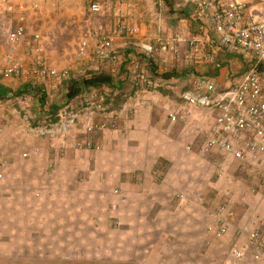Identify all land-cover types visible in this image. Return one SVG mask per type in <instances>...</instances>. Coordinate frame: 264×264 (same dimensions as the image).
Masks as SVG:
<instances>
[{
  "label": "rangeland",
  "instance_id": "374dc122",
  "mask_svg": "<svg viewBox=\"0 0 264 264\" xmlns=\"http://www.w3.org/2000/svg\"><path fill=\"white\" fill-rule=\"evenodd\" d=\"M98 1L101 11L92 13L87 0H17L23 6L19 15L24 18L26 35L11 48L0 33L1 66L7 53L28 67L35 62L37 53H41L53 68L67 69L68 77L36 83L44 90L43 99L39 98V93L11 94L1 98V102L24 112L21 99L34 102L36 97L39 107L37 105L35 113L32 109L26 112L29 119L39 121L44 115L51 118L53 107L67 102L65 94L70 80L89 72H101L111 75L113 83L120 84L123 89L117 92L120 89L99 87L107 91L110 109L118 110L120 103L126 100L132 103L130 99L134 98L129 94L137 78L130 70L136 62H140L142 68L146 62L149 71L154 66L158 75L172 70L175 50L171 47L177 35L173 27L172 0ZM15 17L12 15L5 22V29L13 27ZM35 34L40 35L41 52L33 50L37 47L33 43ZM107 34H114L111 52L115 58L95 59L93 47ZM82 39L87 40L89 47V55L83 59L75 55ZM147 42L158 45L156 52L144 54L142 44ZM162 46L165 49L162 50ZM158 75H152L157 86L153 85L152 89L160 92L164 85H161L162 80L158 81L162 79ZM26 81L31 80L0 77V85L13 88ZM157 101L154 98L150 103ZM172 101L169 98L167 102ZM136 102L142 100L139 98L133 103ZM163 105L161 108L165 111ZM178 121L184 119L172 122ZM118 123L117 120V127L108 131L117 130ZM7 128L8 125H2L0 135ZM18 130H22L20 123ZM73 136L65 137L61 146ZM202 143L197 147L189 146V152L200 153L202 161L208 163V187H191L190 183L188 188H182L172 181V190L164 192L160 206L151 205L153 193L147 194L138 185L123 186L120 181L116 184L114 179L118 176L115 173H104L103 166L96 163L95 158L100 147L98 150H75L72 144L67 149L77 156L70 153L63 158L64 147L50 146L49 142L35 145L40 147L35 154V169L46 170V181L32 183L30 192H23L24 196L15 203L9 199H4L3 203L0 199V264H264V254L255 260L247 249L241 260L229 254L233 244L243 246L246 243L245 234L240 230L242 225L256 227L264 237V191L252 190V175L244 176L234 163L226 161L222 164L226 168L223 180L218 183L221 174L217 175L215 167L221 165H217L213 157L216 152H202ZM152 179L158 180L159 175H152ZM238 185L240 187L235 188ZM256 198L262 201L256 202ZM224 203L226 212L223 215L228 218L229 225L226 233L217 237L210 227L217 226L215 210Z\"/></svg>",
  "mask_w": 264,
  "mask_h": 264
},
{
  "label": "built area",
  "instance_id": "2783aa9c",
  "mask_svg": "<svg viewBox=\"0 0 264 264\" xmlns=\"http://www.w3.org/2000/svg\"><path fill=\"white\" fill-rule=\"evenodd\" d=\"M172 1L191 10L193 18L203 24L211 41L208 44L210 48L219 49L236 57L244 63V68L238 82L228 87L218 86L215 78L207 74L188 77L186 89L181 94L182 104L179 108L173 109L169 117L176 121L184 118L181 113L190 114L194 109L210 111L212 122L206 133L202 152L207 154L218 152L225 160H234L240 170L252 175L251 189L264 191V0H252L255 1L254 6L249 0ZM87 2L90 12L101 11L98 0ZM22 8L17 0H0V33L7 43L11 44V48L16 47L26 35L24 18L19 15ZM12 15H16L15 24L5 29V22L12 18ZM113 36L114 34H107L99 39L92 51L95 59L115 58L111 52ZM33 40L35 41L33 43L37 44V47L33 45V50L41 52L43 48L40 35L35 34ZM181 41V37L176 35V40L172 44L174 47L171 49L177 52ZM187 41L188 61L192 59L194 62L212 63L213 54L202 50L196 52V37ZM88 48L87 40H80L75 55L82 59L87 57ZM142 48L147 52L154 49L150 43L142 44ZM161 49H165V46ZM36 56L35 62L28 67L19 62L14 55L5 54L4 63L2 66L0 64V77L6 80L27 78L36 82L49 78L62 80L68 77L67 69L53 68L44 54L37 53ZM130 72L137 78L134 94L142 90L139 84H144L145 89L154 87L153 81L147 78V73L141 70L137 63ZM107 97L106 90L92 87L59 106L51 118L31 121L26 112L21 113L16 109L13 110V114L20 118L23 131L47 139L50 146H54L52 142L55 140L62 143L65 137L74 135L75 150H98L99 146L95 144L93 135L115 129L118 118L129 110L128 100L118 111L110 110ZM130 106L137 107V102L131 103ZM39 149L35 147L32 152L38 154ZM21 155L27 158L29 153L24 151ZM225 206L224 203L223 207L217 209L215 215L219 224L213 233L217 237L225 234L228 229L229 222L223 216ZM240 230L246 236V243L243 246L233 244L230 248L231 256L241 260L246 254L245 250L249 249L251 258L259 259L264 254V237L256 227L249 224L242 225Z\"/></svg>",
  "mask_w": 264,
  "mask_h": 264
},
{
  "label": "crops",
  "instance_id": "0c3cea01",
  "mask_svg": "<svg viewBox=\"0 0 264 264\" xmlns=\"http://www.w3.org/2000/svg\"><path fill=\"white\" fill-rule=\"evenodd\" d=\"M249 1H251L254 6L255 1ZM172 3L174 4V6H172V17L174 18L173 20H175L173 25L174 29L178 34L182 35L181 37L188 38L190 36H195L201 50L204 52H209L210 50L211 53L216 56L215 63L205 62L201 64L200 62H193L194 64L185 66L184 68L183 66L175 68L174 65L176 63V66H180L181 63H192V61H187L185 57L181 56L182 53L188 50L184 42L179 49V54L176 57L172 56V70H169V72H174L176 76L169 79L162 78L158 80H162L161 85H164V88L160 91L161 93L148 89H143L136 94L131 91L130 95H133L135 98L130 99L132 103L135 100L138 101L139 98L142 100V102L137 103V108H132L129 102V110L124 114L123 118H118L119 123L117 130L95 133L93 135L95 144L100 146V151L95 158L97 157L98 160L96 163L103 166L104 169H102V171L109 175L115 173L118 176L114 179L116 184L120 181V184L123 186L133 185L134 187L138 185L137 187L142 190L145 189L147 194L153 193L154 202L151 203L152 206H160V201L165 198L164 192L172 190V181L174 183H179V186L182 188H188L190 183L192 184L191 187L193 185V187L196 188H202L203 186L208 187L209 183V179H207L208 163L204 160L202 161V157L199 155L200 153L191 154L189 152V146L192 147L194 144V146L197 147V145L200 146L202 141H204L212 122V116L209 111L199 108L191 110L190 115L181 118L184 119V121L175 123L167 117V114L172 113L173 109L178 108L175 104H178L180 101L179 92L183 86V84L178 83V81H185L189 73L207 75H213L215 73L214 76L218 86L228 87L238 82L244 68V63L240 62L236 57L224 51H220L219 49L210 48L208 44L211 41L209 36H207L203 24L199 22V20H193V16L190 15L191 10L182 7L176 1ZM26 83L34 86L36 83L40 82L32 80L26 81L24 83H19L15 88L3 85L6 89V96L11 95L12 91H15ZM122 91L123 89H120L117 92ZM154 98L158 101L155 104H151L150 101ZM169 98H172L173 101L167 102ZM21 100L24 106V112L28 113V110L31 111V109L34 113L37 111V105L39 107V104H37L36 97L34 98V102L25 101V99ZM166 102L168 104H166ZM162 104L166 107L165 111L161 108ZM120 105L121 103L119 107ZM58 108L59 107H56V111ZM14 109L15 108H11L10 105L6 106L3 101H0V126L8 125L7 131L0 135V172H2V174L0 173V175H2L0 179V199L3 203L4 199L12 200V203H15L24 196L23 192H30L32 183H40L43 180L46 181V170L41 172L35 169L37 164H35L36 160L34 159H37L35 158L37 156L32 152V149L39 147L35 146L37 144L41 145V143H48L49 141L23 130L19 131L18 126L19 123L21 124V120L17 118V115L12 114ZM43 111L40 115L43 114ZM11 115H13V117ZM181 115H183V113H181ZM45 117L48 118L49 116L44 115V118ZM73 141L74 136L65 141V146H63L64 150L62 151L63 158L66 155H70V153H75L76 155L74 156H77L76 152L67 149L72 147ZM52 143L56 145V147H62L61 145H63V143L57 142V140ZM23 151H28L29 153V156L25 158H29L26 162H23L24 159L18 156L19 153ZM42 153H44V151H42ZM52 154H54V152ZM45 156L47 157V154ZM213 157H215L216 161L220 162V164L216 162L217 165H221V167H215L217 175L221 174V179L216 178L218 183L223 180V171L226 169L222 167L224 161L232 164L234 163L239 172H244L239 169L238 164L234 160H225L218 152L213 155ZM16 160L22 161L17 162ZM204 166H208L206 167L207 169L204 170ZM4 167L5 171H1V168ZM6 170L10 173L7 174ZM245 174L248 173L244 172L243 175L246 176ZM152 175H159V179H152ZM211 180L210 185L213 183V178ZM182 181H185V185ZM239 187L240 185L235 188ZM126 190H128V188H126L125 191ZM125 191L122 190L123 193H125ZM119 194L122 195V193ZM238 201L239 204L242 203L241 200ZM255 201L260 202L262 200L256 198ZM215 212H217V210H215ZM225 212L226 210L224 213ZM214 218L216 220L215 216ZM216 224L218 226L219 223ZM217 226L215 228L212 226L210 227L212 233ZM243 245H245V243ZM247 251L249 255H251L249 249Z\"/></svg>",
  "mask_w": 264,
  "mask_h": 264
},
{
  "label": "trees",
  "instance_id": "16d2710c",
  "mask_svg": "<svg viewBox=\"0 0 264 264\" xmlns=\"http://www.w3.org/2000/svg\"><path fill=\"white\" fill-rule=\"evenodd\" d=\"M151 64V63H150ZM152 73H155L154 75L157 76L158 74L155 72L156 68L154 66H151ZM160 78L169 79L172 77H175L176 74L174 72H164L162 74H159ZM100 86H107V87H113L116 89H121L120 84L116 86V84L113 83V77L109 74L105 73H95V72H89L88 75L81 77V78H75L68 82L66 87V100L69 101L72 98L78 96L79 94L85 92L87 89L92 87H100ZM39 93V98H44V90L40 89L37 85L32 86L31 84H24L21 85L20 88L16 89L15 91H12V94L15 96H22L24 94H37ZM6 96V89L0 85V99ZM53 112L51 113L52 116L56 112V108L53 107Z\"/></svg>",
  "mask_w": 264,
  "mask_h": 264
},
{
  "label": "clouds",
  "instance_id": "9594fccd",
  "mask_svg": "<svg viewBox=\"0 0 264 264\" xmlns=\"http://www.w3.org/2000/svg\"><path fill=\"white\" fill-rule=\"evenodd\" d=\"M172 2H174V1H172ZM183 7V6H182ZM187 9V8H186ZM190 15H191V13H190ZM193 20H195L194 18H193ZM200 22V21H199ZM177 35L179 36V37H181L182 35H180V34H178L177 33ZM193 37H195V36H190V37H188V38H186V37H181V39H182V41L179 43V45H178V50H177V52L175 51V55L173 56V57H176L178 54H179V52H180V47H181V45L185 42V44L187 45V48L189 47L188 46V39H191V38H193ZM173 42H174V40H173ZM147 43H149V42H147ZM155 47L156 48H159L158 47V45L157 44H155V46H154V44H153V51H150V53H154V52H156L155 51ZM185 50H186V48H185ZM184 50V51H185ZM203 51V50H202ZM196 52H201V49H200V46L198 45V41H197V51ZM204 52V51H203ZM146 53H148L147 51H145L144 50V54H146ZM186 53H189V49L187 50V51H185L184 53H182L181 54V56L182 57H185V59H186ZM207 53H211L210 51L209 52H207ZM211 54H213V53H211ZM213 56H214V60L212 61V63L214 64L215 63V60H216V56L213 54ZM187 60V59H186ZM139 61V60H138ZM188 61V60H187ZM189 61H192V63H183L182 65H180V66H175V68H180V67H182L183 66V68L185 67V66H188V65H191V64H194L195 62H194V60H189ZM194 62V63H193ZM137 64H138V62H136ZM199 63V62H198ZM201 64H204L205 62H200ZM145 64H146V62H145ZM139 68L141 69L142 68V65L140 64V62H139ZM144 68H142L141 70H144L147 74V78H149V79H151V81H153V83L155 84V88L157 87L156 86V81H154L152 78V75H154V73H152L151 71H149L148 69H146L147 67H146V65H144L143 66ZM152 75H151V74ZM192 75H203V74H200V73H189L187 76H186V78H185V81H181V82H179L178 81V83H182L183 84V86H182V88H181V91L179 92L180 94H179V98H180V101L178 102V104H175L178 108L180 107V104H182V98H181V94H182V92L186 89V80H187V78L188 77H190V76H192ZM215 73L213 74V75H208L209 77H214L215 78ZM155 76V75H154ZM156 77V76H155ZM160 78V77H159ZM140 85V84H139ZM144 85V84H143ZM140 89H145L144 88V86H142V85H140ZM146 87V86H145ZM99 88V87H98ZM136 88V86L134 85V87L132 88V91H133V89H135ZM146 89H148V90H150V91H152L153 89L152 88H146ZM68 102V101H67ZM122 105V104H121ZM121 105H120V107H119V109L121 108ZM109 109H110V107H109ZM118 109V110H119ZM202 109V108H201ZM110 110H112V109H110ZM118 110H114V111H118ZM194 110H196V109H194ZM204 110V109H203ZM20 111V110H19ZM208 111V110H207ZM21 112V111H20ZM210 112V111H209ZM21 113H25V112H21ZM13 114V113H12ZM190 114H191V112H190ZM190 114H183L184 115V117H187L188 115H190ZM14 115H16V114H14ZM210 115L212 116V114L210 113ZM168 116H169V114H168ZM17 118L18 119H20L18 116H17ZM170 118V117H169ZM181 119V118H180ZM171 120V119H170ZM179 120V119H178ZM172 121V120H171ZM0 128H1V132H0V134L2 133V126H0ZM100 147V146H99ZM94 150V149H93ZM24 152V151H23ZM28 152V151H27ZM22 152L19 154L20 155V157L22 158V159H25V158H23L22 157Z\"/></svg>",
  "mask_w": 264,
  "mask_h": 264
}]
</instances>
